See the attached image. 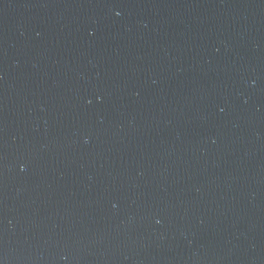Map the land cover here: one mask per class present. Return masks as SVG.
<instances>
[{"label": "water", "instance_id": "water-1", "mask_svg": "<svg viewBox=\"0 0 264 264\" xmlns=\"http://www.w3.org/2000/svg\"><path fill=\"white\" fill-rule=\"evenodd\" d=\"M0 264H264V0H0Z\"/></svg>", "mask_w": 264, "mask_h": 264}, {"label": "clouds", "instance_id": "clouds-1", "mask_svg": "<svg viewBox=\"0 0 264 264\" xmlns=\"http://www.w3.org/2000/svg\"><path fill=\"white\" fill-rule=\"evenodd\" d=\"M23 167V166H22ZM160 221H157V223H159Z\"/></svg>", "mask_w": 264, "mask_h": 264}]
</instances>
